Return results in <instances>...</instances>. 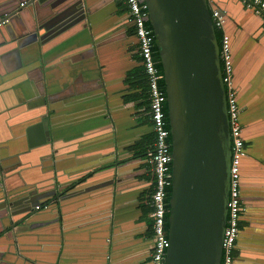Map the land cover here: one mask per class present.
<instances>
[{
  "label": "crops",
  "instance_id": "1",
  "mask_svg": "<svg viewBox=\"0 0 264 264\" xmlns=\"http://www.w3.org/2000/svg\"><path fill=\"white\" fill-rule=\"evenodd\" d=\"M208 2L225 14L223 33L229 38L246 149L241 162V202L248 211L241 213L234 264H264V27L238 2ZM66 3L41 4L39 15L45 16L47 28L24 46L18 47V42L30 25L29 18L36 20L33 6L28 7V17L18 16L13 25L0 28V149L3 166L10 169L8 190L15 195L17 207H22L25 196H20L19 187L37 184L47 165H52L51 159L42 158L45 153L40 146H28L29 140L36 142L39 137V110L44 105L50 106L46 117L51 147L59 155L60 177L71 184L111 153L122 164L128 162L122 171L124 185L116 189L114 184L109 191L108 186L99 188L98 181L93 191L70 198L64 205L65 233L62 221L56 222L54 207L36 216L19 233L21 246L12 264L33 260L105 264V248L110 249L104 247L105 231L113 243L107 264H124L148 253L145 246L137 251L138 233L145 242L151 240L148 201L153 181L147 152L140 148L135 157L124 150L144 145L152 132L147 109L138 106L141 89L130 81L131 74L141 68L137 39L123 0H85L86 25L73 23V15H66ZM45 9L47 13L42 12ZM52 17L55 22L50 24ZM136 96L140 101L136 102ZM105 217H110V227ZM1 253L0 264H6L5 256L14 257Z\"/></svg>",
  "mask_w": 264,
  "mask_h": 264
},
{
  "label": "water",
  "instance_id": "2",
  "mask_svg": "<svg viewBox=\"0 0 264 264\" xmlns=\"http://www.w3.org/2000/svg\"><path fill=\"white\" fill-rule=\"evenodd\" d=\"M23 1L0 0V28L13 25L18 16L28 17L29 6L35 8L36 20L29 18L28 31L25 29L22 33L18 47L26 45L29 40L37 39L39 31L47 28L45 16L39 15L43 8L41 4L46 6L49 2L61 0H29L20 7L19 3ZM146 2L149 12L146 23L152 29L162 67L172 157L167 218L169 247L165 264H221L222 240L228 213L231 137L219 43L209 3L208 0ZM84 3L85 0H67L66 3V15H73L71 19L77 25H86V21H83L86 20L83 13ZM47 9L42 12L47 13ZM49 21L53 24L55 17ZM39 92L41 95V90ZM48 109V105L40 108L39 114L42 118L37 124L39 137L36 142L29 140L28 146L33 148V143L36 147L40 146L42 153H45V158H42L51 159L52 165H47L37 184L24 183L19 187L22 193L20 196H25L22 198V207H17L15 195H11L8 190L10 178L7 173L10 169L3 166L5 156L0 149V243L5 244L0 247V251L1 256L8 252L14 256H5L6 264L17 260L15 258L18 257L21 246L19 233L36 216L47 213L54 207L56 222L59 224L62 221L61 232L65 233L64 220L67 213L64 205L70 198L93 191L95 187L92 185L98 181L99 188L108 186L109 191H112L114 184L116 189L124 185L122 171L126 170L124 165L128 162L123 161L125 164H122V160L111 153L96 162L95 166L85 169L71 184L64 177H60L61 164L56 159L59 155L51 147L50 128L46 117ZM135 146L133 144L124 150L137 157L139 148ZM103 193L107 195L106 190ZM241 201L243 202L242 197ZM245 210L248 211V208L243 212ZM103 220L110 227V217ZM137 236V251H141L143 246L149 251L152 241L145 242L140 233ZM103 237L104 247L110 246L109 250L105 248L104 253L107 264V253L111 252L113 243L108 240L109 231H105ZM239 247L237 242L235 249L239 250ZM148 258V253L146 256L137 254L124 264H146ZM19 260L24 261L21 258ZM108 261L111 263V258ZM24 263L40 264L37 260Z\"/></svg>",
  "mask_w": 264,
  "mask_h": 264
},
{
  "label": "built area",
  "instance_id": "3",
  "mask_svg": "<svg viewBox=\"0 0 264 264\" xmlns=\"http://www.w3.org/2000/svg\"><path fill=\"white\" fill-rule=\"evenodd\" d=\"M29 0L19 3L24 6ZM130 22L133 24L137 39L138 56L145 76L148 98L147 116L152 127V148L147 151V160L151 168L153 188L148 201L151 224V264H165L169 240L165 231V213L167 212V189L171 186V148L169 129L166 127L163 104L165 92L159 82L162 73L156 67L152 54L154 35L146 25L148 5L146 0H123ZM257 16L264 27V0H233ZM209 3V2H208ZM214 28L221 32L219 41V59L222 81L225 89L228 124L231 137V162L229 171V196L227 203V221L222 240L221 264L235 263V246L239 235L240 215L243 211L241 202V162L246 156L240 121L241 108L237 102L232 79V61L229 38L223 33L225 14L209 5ZM38 208V207H36Z\"/></svg>",
  "mask_w": 264,
  "mask_h": 264
},
{
  "label": "trees",
  "instance_id": "4",
  "mask_svg": "<svg viewBox=\"0 0 264 264\" xmlns=\"http://www.w3.org/2000/svg\"><path fill=\"white\" fill-rule=\"evenodd\" d=\"M146 25L149 28H151L149 23H146ZM214 29H215V35H216L218 43H219L220 38H221V32L217 28H214ZM152 54L154 56L155 61L157 62L156 63V67L159 69L160 73H162V67H161V63H160L158 49H157L155 44L153 45ZM130 81H131L132 87H136V88H140L141 89V96L140 97L142 99V103L139 102L138 106H141L143 104L144 107L146 109H148V98H147V91H146V85H145V76H144V73H143L142 66H141L140 69L134 71L131 74ZM159 85H160L161 89L164 90L163 80H161L159 82ZM140 97H138V96L135 97L136 102L140 101ZM162 108H163V112H164L166 127H167V129H169L168 119H167V111H166V104L165 103L163 104ZM168 141L170 142V136L168 138ZM152 143H153V132H151V133H149L147 135L144 145H140V147L139 146H137V147H139V149L141 148L142 152L145 153V152H147V150H150V148H152ZM169 198H170V187L167 189V202H168V204H169ZM168 210H169V205L167 206V212L165 213V218H166L165 231L166 232H168V223H167ZM149 227L151 228V224H150ZM150 235H151V231H150Z\"/></svg>",
  "mask_w": 264,
  "mask_h": 264
},
{
  "label": "flooded vegetation",
  "instance_id": "5",
  "mask_svg": "<svg viewBox=\"0 0 264 264\" xmlns=\"http://www.w3.org/2000/svg\"><path fill=\"white\" fill-rule=\"evenodd\" d=\"M241 216L242 215H240V218H241ZM240 231V230H239ZM150 254H151V246H150V248H149V251H148V255H149V258L147 259V261H146V264H150Z\"/></svg>",
  "mask_w": 264,
  "mask_h": 264
}]
</instances>
